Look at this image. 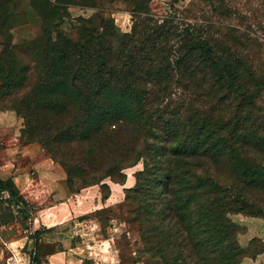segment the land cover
<instances>
[{"label": "trees", "instance_id": "16d2710c", "mask_svg": "<svg viewBox=\"0 0 264 264\" xmlns=\"http://www.w3.org/2000/svg\"><path fill=\"white\" fill-rule=\"evenodd\" d=\"M151 1L129 33L102 18L72 38L66 0H0V112L24 119L21 141L41 143L70 188L124 185L143 164L126 201L150 264H243L230 216L264 219L263 44L231 0H208L214 21L160 18ZM19 3L38 35L16 39L31 25ZM6 191L24 199L0 177Z\"/></svg>", "mask_w": 264, "mask_h": 264}, {"label": "rangeland", "instance_id": "374dc122", "mask_svg": "<svg viewBox=\"0 0 264 264\" xmlns=\"http://www.w3.org/2000/svg\"><path fill=\"white\" fill-rule=\"evenodd\" d=\"M66 1V5H71V7L68 9V13L71 18L65 21V24L59 28V31L71 36L72 38H77L78 31L76 28L81 27V21L92 20L97 25H99L100 19L102 18L106 20H112L115 26L119 28L122 33H129L133 26V13L139 0ZM231 1L233 2V5L236 6V9L239 10L241 16L247 17L250 20L249 22L254 27L253 29L257 32V35L263 44L262 59L264 61V0ZM19 5H21L18 11L19 15H25L31 25L30 28H28V30L25 32L20 29L16 30L14 32L16 39L21 40V38L24 36V33H29L30 36L38 35L40 27L39 14L24 3H19ZM149 7L152 13L160 18L174 16L184 21H214L215 19L211 9L209 8L208 0H153L151 1ZM259 26L261 27L258 28ZM2 44L3 39L0 37V52L2 49ZM19 118L22 120V131L25 121L21 117ZM3 135L4 132L0 131V161L4 160V158H7V155H5L3 151V140L9 137V143L14 141L11 135L6 134L7 137L5 138ZM25 143L22 142V145H33L36 147V155L34 158L32 160H25L21 164L25 169L24 174L28 179V182L34 183L35 185L37 181H45V170H47L45 169V159H49L51 161L53 160L46 153L45 147L41 143L34 142L29 144L26 139ZM37 149L40 151V154L38 155ZM53 163V166L56 167V171L60 174L65 173L66 177L68 178L65 168L59 163L54 161ZM142 170V163L125 170L124 173L127 175L126 187L128 188L124 189V202L102 209L97 212V216L93 215L90 219L93 222L99 220L102 223L104 229L108 228L109 225H123L117 232H109L113 237H118L115 246L112 245V248L109 249V246L106 244L103 247L98 248V253L100 255L98 257L94 255V259H96L95 261L98 262V264H113V256H116V259L119 262V255L121 258V264H150L148 255L144 254L143 252L140 254L138 253L140 250H144V245L142 244L140 234L138 232V227L129 225V222L133 219L131 211L134 209L135 203L133 200L130 202L126 201V189H133L136 186V174ZM104 183H107V187H103L101 184L92 185L88 181L84 182L76 180L74 182L73 188H70L68 179H66L61 185L67 188L69 194L71 193L79 194L80 196L85 195L86 197H94L95 193L99 192L102 200H105V195L108 193L110 194L109 185L113 184L114 182H112L110 179H107L104 181ZM17 188L23 195L24 199L12 197L8 191L4 192L2 194V199H0V222L3 224L11 222L12 226V230L9 229V226H7L6 229H1L0 235L5 240L23 238L25 241H27V245L24 244L22 248L20 247L17 253V258L19 260H13V263L45 264V253L49 250L47 248L45 249L44 226H42V224L40 225L37 220L42 219V213L45 212V206L47 203H43L42 200L41 202H33L29 198H26V194H23L19 187ZM9 200H11V204L6 203ZM230 218L238 227L237 240L239 245L245 251L242 263L264 264V219L248 217L244 214H234L231 215ZM77 222L78 219H75L63 227L68 228L70 224H75ZM111 222L113 224H110ZM36 229L41 231L37 244H35V241H33L35 239L34 234ZM88 231L89 230L87 229L85 233H88ZM74 241V243H79L81 239L79 238V240H77V238H75ZM135 241H137V245H135ZM8 257L9 252L0 238V264H6ZM135 259H138L139 262H135ZM118 262L117 264H120ZM83 264L95 263L94 260H86Z\"/></svg>", "mask_w": 264, "mask_h": 264}, {"label": "crops", "instance_id": "0c3cea01", "mask_svg": "<svg viewBox=\"0 0 264 264\" xmlns=\"http://www.w3.org/2000/svg\"><path fill=\"white\" fill-rule=\"evenodd\" d=\"M21 129L22 120L15 112L0 113V131L4 132V138L7 137L6 134H9L14 140L11 143L8 141L9 137L3 140V151L7 158L0 161V177L3 180L12 178L22 193L26 194V198L31 201L41 202L42 200L43 203H47L42 219L37 220L40 225L44 226L45 249L49 250L45 253V264H83L86 260H94V263L98 264L94 259V255L96 257L100 255L98 248L106 244L109 249L112 245L115 246L118 237H113L109 232H117L123 225H109L104 229L99 220L93 222L90 219L93 215L97 216V212L102 209L123 203L124 189L128 188L126 183L124 185L110 184V194L105 200H102L99 192H96L94 197L69 194L67 188L61 185L67 179L65 173H58L56 167L53 166V161L49 159H45V169H47L45 170V181H37L35 185L29 183L21 164L25 160L34 158L36 147L22 145ZM38 154L40 151L37 149ZM75 219H78L77 223L70 224L68 228L63 227ZM7 226L12 230L11 222L6 224L0 222V230L6 229ZM87 229L89 231L85 233ZM0 238L9 252L6 264H17L13 263V260H19L17 253L20 247L27 245V241L23 238L5 240L1 235ZM75 238L77 240L80 238L81 241L74 243ZM112 259L113 264H117L116 256ZM120 262L119 255L118 263Z\"/></svg>", "mask_w": 264, "mask_h": 264}]
</instances>
